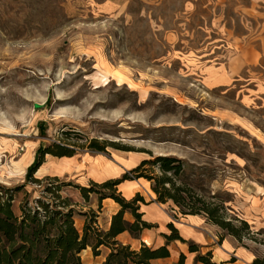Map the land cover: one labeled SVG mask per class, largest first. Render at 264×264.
I'll use <instances>...</instances> for the list:
<instances>
[{"label":"rangeland","instance_id":"374dc122","mask_svg":"<svg viewBox=\"0 0 264 264\" xmlns=\"http://www.w3.org/2000/svg\"><path fill=\"white\" fill-rule=\"evenodd\" d=\"M93 139L106 151L88 149ZM54 142L78 151L47 154L50 168L34 175L41 182H28L39 148ZM151 155L183 159L196 192L223 201L227 219L250 230L238 240L201 215L190 224L144 178L127 192L137 188L175 226L207 232L221 248L227 239L264 264V0H0V196L13 194L14 213L25 197H46V178L56 176L72 183L61 194L77 203L80 233L92 220L106 230L98 194L85 199L75 185Z\"/></svg>","mask_w":264,"mask_h":264},{"label":"trees","instance_id":"16d2710c","mask_svg":"<svg viewBox=\"0 0 264 264\" xmlns=\"http://www.w3.org/2000/svg\"><path fill=\"white\" fill-rule=\"evenodd\" d=\"M107 145L106 142L101 143L93 139L88 149L104 152ZM77 151L76 146L72 147L67 143L54 142L41 146L35 162L28 170V182H41L42 179L35 178L34 175L45 162L47 154L72 157ZM187 165L183 159L174 155L153 156L143 159L136 167L125 171L121 177L109 178L101 183L91 181L90 187L75 185L85 199H88L91 192H95L100 202L111 198L120 205L119 211L112 215L107 230H100L95 225V220H92L86 221L83 234L78 230L74 219L77 203L71 197L61 194L62 188L72 183L61 182L56 176L47 177L46 180H52L45 189L47 196L38 197L34 201L25 197L20 205L21 214L18 216L13 210V194L0 196V264H84L81 253L88 246L92 248L95 256L100 255L101 247L110 249L102 264H152L154 259L169 257L168 246L171 242H187L173 222L167 225L172 233L163 234L166 243L156 248L143 243L141 248L136 250L118 240V236L124 232L139 238L145 229L155 227L144 219L142 206L148 204L145 197L137 192L135 196L127 198L120 190L123 182L141 178L151 182L157 202L172 201L183 216L201 215L208 223L219 226L229 235L241 240L242 231L250 230L249 223L240 220V226L235 225L227 219L223 201H212L196 192L187 182ZM24 186H18V190ZM127 212L133 221L126 218ZM224 238L222 235L220 242H223ZM189 250L197 253L196 262L224 264L213 260L212 251L200 253L199 246L195 243H190ZM184 260L185 256L182 254L180 264H183ZM253 264H260V259L256 257Z\"/></svg>","mask_w":264,"mask_h":264},{"label":"crops","instance_id":"0c3cea01","mask_svg":"<svg viewBox=\"0 0 264 264\" xmlns=\"http://www.w3.org/2000/svg\"><path fill=\"white\" fill-rule=\"evenodd\" d=\"M123 158L125 160L127 159V157H123ZM120 164L123 166V168H121L119 171H116V173H111L110 171H108L105 174L104 178L107 179L112 177H118L123 173L124 169L131 168V166L126 165L123 160L120 162ZM111 168L113 167L111 166ZM132 182L133 181H125L120 185L121 190H123L124 194H127L128 196L133 195L136 192H139L137 188H134L132 190L130 189L129 192L125 190L129 188ZM99 205L101 206L102 211L106 210V214H108V221L105 228L107 230L109 228L112 215L119 211L120 205L111 198H106L101 202L98 201V207ZM143 208L145 210V215H144V217H146L145 220H147L148 222L158 223L159 226L156 228V230L152 231L154 227L151 229H145L141 234L142 237L140 236L139 238L133 237L129 232H124L118 236V240H120L122 243L129 244L136 248L142 246L143 242H146L148 245L155 247L164 245L166 243V239L163 234H167V233L165 231H161V229L163 228L164 224L168 225V223L170 222V216H168L161 208L157 207L155 202L151 204L143 205L142 209ZM147 208H150L152 210L150 215L146 210ZM125 216L128 220L132 221L129 218L130 214L128 212L126 213ZM186 217L187 219L185 220L190 222V224H192V222H197L198 220H202L201 216L199 215H188ZM190 224L179 223L176 227L178 228L181 236L184 239H186V241L196 242L200 246L201 250L202 249L212 250L214 255V261L223 262L224 264H253V261L255 259V254H251L248 251L231 244V241L227 239L224 240L221 248L220 245L217 244L215 236H212L207 232L203 233L197 231ZM148 239L150 241H147ZM226 242H228V244L231 245L232 249L226 247ZM168 248L170 250V256L167 258L154 259L152 260V264H177L182 254L185 256L184 264H200V262H196L197 253L190 252L187 243L174 241L169 244ZM104 249H107V247L100 248L101 252L100 255L98 256H95L93 254V250L90 246L84 249L81 253V257L84 264H102L106 258V255L108 254V252H106ZM219 249L222 251V253L219 252ZM231 255L234 256L237 255L236 262L234 263L228 262L229 257Z\"/></svg>","mask_w":264,"mask_h":264},{"label":"bare ground","instance_id":"6f19581e","mask_svg":"<svg viewBox=\"0 0 264 264\" xmlns=\"http://www.w3.org/2000/svg\"><path fill=\"white\" fill-rule=\"evenodd\" d=\"M10 128V126H8ZM15 136H17L18 134H13ZM131 155H133L132 157L136 156V153H131ZM32 159V156H30V152L29 150L25 152V154L22 157L23 162H28L29 160ZM136 159H140V158H136ZM69 163L68 160H63L62 164L67 166ZM21 166V165H20ZM51 164L49 163H44L41 165V167L38 169V175H42L45 171H47L50 168ZM64 168V167H63ZM90 173L94 176V177H101L102 175L98 172V170L95 167L91 168ZM147 241H150L149 239Z\"/></svg>","mask_w":264,"mask_h":264},{"label":"water","instance_id":"95a60500","mask_svg":"<svg viewBox=\"0 0 264 264\" xmlns=\"http://www.w3.org/2000/svg\"><path fill=\"white\" fill-rule=\"evenodd\" d=\"M36 107H39V105H38V104H36Z\"/></svg>","mask_w":264,"mask_h":264}]
</instances>
